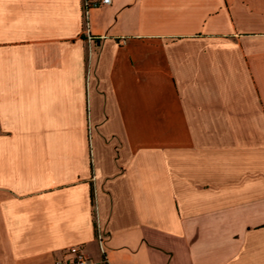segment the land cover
<instances>
[{
  "label": "crops",
  "instance_id": "0c3cea01",
  "mask_svg": "<svg viewBox=\"0 0 264 264\" xmlns=\"http://www.w3.org/2000/svg\"><path fill=\"white\" fill-rule=\"evenodd\" d=\"M98 226L111 264H264V0H0V264Z\"/></svg>",
  "mask_w": 264,
  "mask_h": 264
},
{
  "label": "built area",
  "instance_id": "2783aa9c",
  "mask_svg": "<svg viewBox=\"0 0 264 264\" xmlns=\"http://www.w3.org/2000/svg\"><path fill=\"white\" fill-rule=\"evenodd\" d=\"M110 3L111 0H84V14L86 21L89 18L90 10L98 8L101 5H109ZM86 26L87 31L90 32L88 22ZM93 39L94 38L89 35V40L93 41ZM97 241L102 255L100 260H94L88 257L82 247L74 246L69 248L66 252L67 255H69V258L59 259L56 261V264H111L106 252L105 235L99 226L97 227Z\"/></svg>",
  "mask_w": 264,
  "mask_h": 264
}]
</instances>
